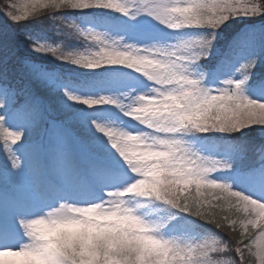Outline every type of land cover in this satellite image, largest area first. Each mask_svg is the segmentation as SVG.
<instances>
[{"label":"snow or ice","instance_id":"obj_1","mask_svg":"<svg viewBox=\"0 0 264 264\" xmlns=\"http://www.w3.org/2000/svg\"><path fill=\"white\" fill-rule=\"evenodd\" d=\"M0 264H264V0H0Z\"/></svg>","mask_w":264,"mask_h":264}]
</instances>
